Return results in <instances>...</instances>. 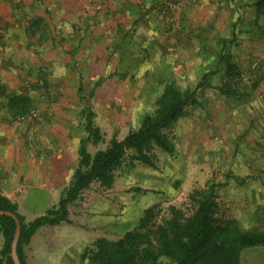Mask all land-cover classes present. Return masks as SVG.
Listing matches in <instances>:
<instances>
[{"label": "crops", "instance_id": "1", "mask_svg": "<svg viewBox=\"0 0 264 264\" xmlns=\"http://www.w3.org/2000/svg\"><path fill=\"white\" fill-rule=\"evenodd\" d=\"M163 1L0 0L1 195L39 208L35 216L58 202L65 139L54 123L65 107H78L81 68L90 73L97 61L135 74L140 86L146 75L161 74L201 83L204 110L183 131L191 168L197 154L222 162L246 145L241 139L252 141V157L264 155V0H176L170 23L158 13ZM23 112L39 124L14 125ZM238 182L232 218L264 230V173ZM96 238L93 229L66 222L41 227L25 247L26 264H87L81 254ZM240 257L264 264V245Z\"/></svg>", "mask_w": 264, "mask_h": 264}, {"label": "trees", "instance_id": "2", "mask_svg": "<svg viewBox=\"0 0 264 264\" xmlns=\"http://www.w3.org/2000/svg\"><path fill=\"white\" fill-rule=\"evenodd\" d=\"M201 83L181 88L168 80L155 100L152 112L145 113L137 128L122 138L112 137L105 147L91 152L89 144L103 140L101 129L93 121L89 106L81 110L85 136L78 146V161L72 177L58 202L43 214L30 220L19 211V205L0 194V210L15 213L21 225L17 241L20 264H26L24 247L37 230L69 221V207L94 182L111 187L116 171L140 162L156 168L155 149L172 153L175 146L168 130L189 106L197 104ZM81 88L79 87V92ZM211 183L189 194L192 210L169 205L160 217L159 205L144 210L137 224L117 239L99 237L81 254L88 264H241L239 257L246 248L264 245V230L244 229L235 219L219 214L217 187ZM15 230L12 217L0 214V264H14L11 241Z\"/></svg>", "mask_w": 264, "mask_h": 264}, {"label": "rangeland", "instance_id": "3", "mask_svg": "<svg viewBox=\"0 0 264 264\" xmlns=\"http://www.w3.org/2000/svg\"><path fill=\"white\" fill-rule=\"evenodd\" d=\"M102 66V62L97 61L96 66L90 67V73L81 68L79 105L78 107L74 105L73 113H71V107H65L68 110L67 114L62 121L54 123L55 135L65 139L61 147L63 188L71 180L78 161V144L81 137L86 134L84 117L81 115L83 107H90L93 121L103 134V140L100 143L89 144V150L94 152L98 148L105 147L112 137L122 138L129 130L137 128L143 115L153 111L155 100L169 79H174L182 88L196 85L187 76L176 74L169 78L168 74H161L156 76L157 78L154 75L149 79L146 75L140 86L135 79V74L130 77L120 69L112 71V68L107 69ZM203 110L200 104L187 107L175 125L168 130L175 150L168 153L155 149L156 168L135 162L131 168H121L116 171L111 187H104L98 182L92 183L90 188L86 189L79 199L70 205L71 220L66 223L84 228L89 227L95 231L97 238L117 239L126 230L134 227L144 210L154 204L159 205L160 217L166 214L169 205L177 206L187 214L190 213L193 205L189 194L211 183L223 184L217 187L219 214L225 218L234 219L231 216V195L239 191V186L242 184L238 181L241 180L242 183L248 177H259L264 173V155L252 157L253 154H250L247 148L252 141L241 139V143L244 142L246 145L237 144L234 152L225 155L222 162L217 158L218 155L202 154L201 158L197 154L196 161L198 162L195 161V166L191 168L189 160L186 159L188 150L184 145L183 131L188 125L187 120L192 116L198 119L199 113ZM19 115L27 116V113H19L15 117ZM31 122H28L27 118L21 125L15 122L14 125L24 128L28 127ZM31 124L34 126L39 123L35 121ZM251 160L257 161L254 166L248 163ZM234 178L239 180H233ZM19 209L27 220L32 219L40 211L28 202H22ZM93 242L86 247L91 246ZM2 243L3 237L0 235V249ZM82 260L88 264L87 259ZM31 261V264H39L38 259ZM239 261L245 264L241 257Z\"/></svg>", "mask_w": 264, "mask_h": 264}, {"label": "built area", "instance_id": "4", "mask_svg": "<svg viewBox=\"0 0 264 264\" xmlns=\"http://www.w3.org/2000/svg\"><path fill=\"white\" fill-rule=\"evenodd\" d=\"M191 2L195 0H190ZM177 7V1L176 0H165L158 6V13L161 16L162 19H164L167 23H170L173 21V12L175 8ZM27 119L26 115H19L15 123L17 125H21L23 122H25Z\"/></svg>", "mask_w": 264, "mask_h": 264}, {"label": "water", "instance_id": "5", "mask_svg": "<svg viewBox=\"0 0 264 264\" xmlns=\"http://www.w3.org/2000/svg\"><path fill=\"white\" fill-rule=\"evenodd\" d=\"M0 214L1 215H8V216L12 217L13 220H14L15 230H14L13 238H12V241H11V253H10V256H11V259H12L14 264H20V261H19L18 255H17V250H16L17 241H18V237H19V234H20V230H21L20 220H19L18 216L15 213L11 212V211L0 210Z\"/></svg>", "mask_w": 264, "mask_h": 264}]
</instances>
